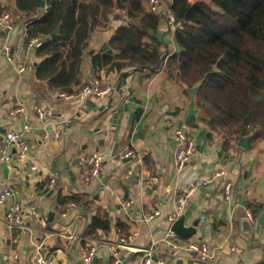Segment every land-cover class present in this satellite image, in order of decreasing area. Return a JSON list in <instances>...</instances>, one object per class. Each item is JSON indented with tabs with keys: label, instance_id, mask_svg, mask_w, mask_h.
Listing matches in <instances>:
<instances>
[{
	"label": "crops",
	"instance_id": "crops-1",
	"mask_svg": "<svg viewBox=\"0 0 264 264\" xmlns=\"http://www.w3.org/2000/svg\"><path fill=\"white\" fill-rule=\"evenodd\" d=\"M161 2L160 12L172 0ZM0 3L15 8L13 0ZM128 21L137 19H128L116 7L109 24L92 31L82 81L94 77L90 51H110L114 28ZM165 22L161 19L157 35L160 50L170 54L177 45ZM10 25L0 27V148L7 131L19 130L25 122L30 129L28 156L14 162L12 151L7 177L0 162V187L3 182L11 186L23 209L22 223L11 230L0 204V264H7L2 256L10 252L18 254L15 264H27L37 251L55 264H80L91 247L96 264H140L148 248L153 251L150 264H195L184 252L168 253L162 243L171 213L177 218L185 214L186 225L201 213L191 239L214 247L204 264H264V141H248L247 148L232 143L224 150L220 139L208 140L207 128L197 120L195 88H186L164 68L149 76L133 69L101 71V85L110 87L105 97L80 99L81 85L70 98L62 97L36 78L34 50H19L26 32L23 21L11 19ZM6 43L13 62L5 56ZM18 62L24 71H17ZM17 107L23 110L14 112ZM36 108L43 109L45 118H36ZM176 127L187 129L195 142L194 156L180 172L173 163ZM128 151L132 153L124 157ZM91 152L102 155L103 170L86 180L84 158ZM72 193L84 201L71 206L58 200ZM121 194L133 200L131 207L123 206ZM256 205L260 209L253 212ZM154 210L160 212L154 219L143 218ZM95 220L106 221L107 228L92 230Z\"/></svg>",
	"mask_w": 264,
	"mask_h": 264
},
{
	"label": "trees",
	"instance_id": "trees-1",
	"mask_svg": "<svg viewBox=\"0 0 264 264\" xmlns=\"http://www.w3.org/2000/svg\"><path fill=\"white\" fill-rule=\"evenodd\" d=\"M42 1L38 7L37 0H13L14 9L0 3V14L8 12L10 20L23 21V43L43 38L34 49L39 58L34 73L50 90L78 89L89 37L96 27L109 24L117 7L137 22L114 28L110 51H90L94 77L100 79L101 71L128 69L149 76L164 68L186 88H195L197 107L206 113L201 121L209 127L208 140L217 132L224 150L243 137L264 141V0H172L171 11L183 26L174 30L177 50L170 54L160 50L157 35L162 13L148 9V0ZM58 200L79 203L84 198L72 193ZM246 205L253 206L249 201ZM259 209L256 205L252 210ZM102 222L93 221L91 229H106L108 224Z\"/></svg>",
	"mask_w": 264,
	"mask_h": 264
},
{
	"label": "built area",
	"instance_id": "built-area-1",
	"mask_svg": "<svg viewBox=\"0 0 264 264\" xmlns=\"http://www.w3.org/2000/svg\"><path fill=\"white\" fill-rule=\"evenodd\" d=\"M172 3V2H171ZM171 3L165 4L163 8L162 16L164 21L167 22L170 28L173 30L182 28L183 24L181 21L176 20L172 11H171ZM163 3L161 0H148V9L152 11H159ZM46 8V5H45ZM10 14L8 12H4L0 14V27L10 28ZM43 41L41 36L31 37L26 43H22L19 47V50L23 49V45L26 49L34 50L38 47ZM4 53L6 58L13 62V58L11 56L10 47L8 43L4 46ZM16 69L18 72H22L25 70V65L22 62L16 63ZM101 81L97 78L92 80H83L81 89L76 94L78 98L82 99L87 95H94L95 97L103 98L110 91L109 86H102ZM60 96L65 98H70L73 93L60 92ZM23 107H17L14 109V112L22 111ZM35 116L37 119L42 120L45 118V112L41 108L35 109ZM30 126L28 122H25L21 129L17 130H9L4 134V139L2 146L0 148V162L2 164H8L12 159V149H15V161L17 159H25L28 156L29 145L27 143V133L29 132ZM174 137L176 139V149L174 152V167L177 171H182L187 165L191 162L194 153H195V142L193 136L190 132L183 127H176L173 131ZM47 136V132L45 133ZM132 152L126 153L124 156L131 154ZM139 158H142L143 155H138ZM84 162L86 163V171L84 174V178L86 180L91 179L99 175V173L103 170V157L98 152H91L84 158ZM34 165L31 166V169H34ZM217 174H220L217 172ZM1 180V179H0ZM53 182V179H51ZM225 190L228 192L230 188V183H226L224 185ZM15 190L6 183H2L0 187V204L5 206L4 211V222L8 229H13L15 226H19L22 223L23 209L21 203L14 199ZM119 198L122 200L123 206L125 208H129L133 204V200L129 198H125L124 195H120ZM69 204L74 206L73 203ZM64 214V213H62ZM160 212L158 210H154L152 212H148L144 215L145 220H152L156 216H158ZM247 215L251 216L249 210L247 211ZM177 213H171L168 216L169 223H173L177 219ZM69 232V229H67ZM15 241V238H13ZM162 243L168 249V253L174 254L176 252H184L187 254L191 260V262L195 264H204L212 258L214 253V247L208 245L204 241L200 239H182L179 236L175 235L171 230L162 238ZM95 248H89L82 256L80 264H90L92 257L95 255ZM153 251L151 248L144 249V255L142 257V261L140 264H150L153 260ZM2 260L7 264H15L18 260V254L16 252H10L8 254H4L2 256ZM115 262H118V259H115ZM160 263H163V259L159 260ZM27 264H55L54 260L46 257L44 254L37 251L34 256L29 259Z\"/></svg>",
	"mask_w": 264,
	"mask_h": 264
},
{
	"label": "water",
	"instance_id": "water-1",
	"mask_svg": "<svg viewBox=\"0 0 264 264\" xmlns=\"http://www.w3.org/2000/svg\"><path fill=\"white\" fill-rule=\"evenodd\" d=\"M37 6L42 7L43 6V1L42 0H37ZM57 31L55 30L53 34H55ZM248 137H243L238 141V144L243 147L247 148L248 147ZM14 152L15 149H12ZM13 161L15 162V155H13ZM7 170L8 166L6 164L3 165L2 172L4 177H7ZM201 213L195 217L189 225L185 224V214H181L173 223L170 225V230L177 236H179L182 239H189L191 238L195 232H196V227L198 225V222L200 220ZM263 214L261 215V218H263ZM97 257L94 255L92 257L91 263L90 264H96Z\"/></svg>",
	"mask_w": 264,
	"mask_h": 264
},
{
	"label": "rangeland",
	"instance_id": "rangeland-1",
	"mask_svg": "<svg viewBox=\"0 0 264 264\" xmlns=\"http://www.w3.org/2000/svg\"><path fill=\"white\" fill-rule=\"evenodd\" d=\"M9 12H10V11H9ZM10 14H11V13H10ZM22 43H23V41H22ZM23 44H24V43H23ZM23 46H24V45H23ZM95 78H96V77H93V79H95ZM97 79H99V78H97ZM84 80H87V79H84ZM91 80H92V79H91ZM99 80H101V79H99ZM82 82H83V81H82ZM81 85H82V83H81ZM71 93H74V92H71ZM198 111H199V117H198V118H199V119H198L199 123H200V124H203V125L207 128V130H208L209 127H208L203 121H201V114H203L202 116L205 117L206 113H205L203 110H201V109H199ZM213 137L220 139V135H219L217 132H215V131L213 132ZM128 152H130V151H128ZM128 152H127V153H128ZM125 154H126V153H125ZM125 154H124V155H125ZM124 155H123V156H124ZM127 156H128V155H126V156H124V157H127ZM137 158H138V159H141V158H139L138 155H137Z\"/></svg>",
	"mask_w": 264,
	"mask_h": 264
}]
</instances>
